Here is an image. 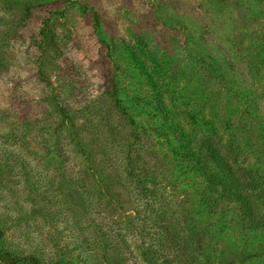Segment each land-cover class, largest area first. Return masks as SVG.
I'll return each mask as SVG.
<instances>
[{
	"label": "rangeland",
	"instance_id": "rangeland-1",
	"mask_svg": "<svg viewBox=\"0 0 264 264\" xmlns=\"http://www.w3.org/2000/svg\"><path fill=\"white\" fill-rule=\"evenodd\" d=\"M211 52L252 104L206 90ZM159 90L176 107L205 105L264 177V0H0V264H192L190 239L224 264L261 253L264 226L245 228L234 203L205 209L204 179L151 114ZM131 150L149 179H132ZM153 180L166 193L145 191ZM165 209L183 213L182 242L162 237Z\"/></svg>",
	"mask_w": 264,
	"mask_h": 264
},
{
	"label": "trees",
	"instance_id": "trees-1",
	"mask_svg": "<svg viewBox=\"0 0 264 264\" xmlns=\"http://www.w3.org/2000/svg\"><path fill=\"white\" fill-rule=\"evenodd\" d=\"M221 58L220 54L213 52L201 57L203 63L211 71V76L204 77L203 84L206 85V90H212L213 87H216L220 92H230L239 102H249L250 98L252 104L256 99L253 95L254 91L247 92L244 87L240 88V77L232 74L229 70L230 63L227 60L222 61ZM163 92L159 90V94L157 93L156 103L150 107L151 114L156 119L159 116L165 121H162L163 124L161 125L169 124L173 129L174 138H172V142L174 143L171 145V153L174 158L178 156L187 158L191 163L192 170L204 179L206 185L200 199L205 209L210 214H216L222 210L225 201L234 203L236 208L241 211V221L245 228L257 229L264 226V177H257L255 174L257 171L254 173V170L243 166L237 157L240 145L236 144L235 139L232 141V145L222 140L223 137L219 135L218 125L214 119L204 115L205 105L200 108L192 107L188 110L179 106L176 107L166 103ZM219 94L217 99L220 98ZM205 103L207 104V102ZM251 104L249 103L247 107H250ZM188 118L190 123L187 121ZM262 127L264 128V125ZM133 151L131 150L126 155L125 160L128 161L130 173L134 175L132 179L142 182L141 180L149 179L148 176L146 177V172L143 176L142 174L143 170L151 167V165L146 162L144 155ZM151 182L153 187H147L145 183L143 184L145 191L156 193L157 189H162V193H166L165 187L157 188L156 181ZM167 184L169 183L167 182ZM105 189L108 191L109 187H104L100 194L101 192L104 193ZM159 215L164 232L162 237L166 238L171 245L175 241H180L179 237H181L182 230L185 231V228H188L182 223L183 213L181 214L176 209L172 214H169L165 209ZM1 247L2 236L0 235V251L2 250ZM201 247L200 243H192L190 239L189 251L184 249L185 254L183 256L188 259L193 258L192 264H224L227 261L215 262L214 259L211 261V254L207 256V260L203 259ZM260 250L261 253L258 250L249 256L246 255V258L243 253L239 252L238 259L231 253L229 264H243L249 259H254L255 256L264 255V248H260ZM30 258H32V264H77L66 259L43 263L37 257Z\"/></svg>",
	"mask_w": 264,
	"mask_h": 264
}]
</instances>
